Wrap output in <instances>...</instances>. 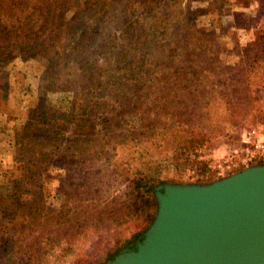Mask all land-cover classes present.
<instances>
[{
	"label": "trees",
	"instance_id": "obj_1",
	"mask_svg": "<svg viewBox=\"0 0 264 264\" xmlns=\"http://www.w3.org/2000/svg\"><path fill=\"white\" fill-rule=\"evenodd\" d=\"M119 1L126 2L127 8L117 16L102 12L103 8L110 9L114 0H92L88 4L74 0L32 3L33 26L37 31L30 30L28 34L23 26L15 46L0 45V79L4 83L0 82V105L12 95L9 71L4 70L7 59L25 57L27 53L33 56L40 51L48 67L45 90H68L74 94L60 112L56 104L47 100L30 106L26 124L16 130V150L12 153L22 172L12 175L18 183H33L32 177L40 175L39 163L50 160L49 136L60 133L57 137H64L75 127L81 142L78 152L81 157L88 153L115 152L116 157L112 155L108 159L116 161L117 175L124 176L129 185L127 191L119 190L114 197L116 213L129 214L136 230L144 229L138 237L154 219V190L158 183L164 182L163 167L180 174L194 169L189 176L199 179L218 174L217 170L209 171L208 161L200 156L217 141L222 113L210 106L206 96L191 90L182 93L157 89L153 84L155 78L146 73H159L164 54L169 55L162 63L170 65L190 47L184 42L161 51L157 42L166 18L137 16L142 5H149L147 0ZM129 9L137 13L132 18H127ZM5 13L0 7V15ZM144 23L150 24L149 27H143ZM133 25L140 27L133 29ZM93 29L103 32L95 35ZM186 54L189 61L191 54ZM200 57L203 59V55ZM147 60L150 65L146 64ZM168 69L172 70V66ZM180 72L183 78H191L189 70L184 68ZM62 80L66 83L61 84ZM136 81L142 86L136 87L135 94L129 98L128 91ZM114 92L119 93V99L111 102L108 99ZM132 100L136 102L133 104ZM92 104L96 108L90 109ZM131 109L134 113L126 117L125 113ZM138 119L139 124H134ZM46 134L49 136L39 140ZM164 145L168 150L161 148ZM134 161L139 165L134 166ZM42 186L48 190L45 183ZM35 191L36 188H30L20 201L0 193V264L61 262L74 247L76 233L82 232L88 223L84 204L81 214L69 213L60 206L58 213L47 216L45 206L30 198ZM67 216L71 221L63 225L62 219ZM51 225L55 229L47 234Z\"/></svg>",
	"mask_w": 264,
	"mask_h": 264
},
{
	"label": "rangeland",
	"instance_id": "obj_2",
	"mask_svg": "<svg viewBox=\"0 0 264 264\" xmlns=\"http://www.w3.org/2000/svg\"><path fill=\"white\" fill-rule=\"evenodd\" d=\"M35 1L0 0V7L6 11L0 15V45L15 46L23 26L29 31L28 34L30 30L34 33L37 31L33 26L34 9L31 5ZM74 1L88 4L92 0ZM147 1L149 5H142L137 16L166 18L157 42L160 50L187 42L190 49L186 53L191 54V59L188 61L185 53L175 63L164 65L162 62L169 55L164 54L160 58L159 73L146 74L155 78L153 84L157 89L168 88L182 93L191 90L196 95L206 96L210 106L222 113L221 122L218 121L217 141L205 148L200 156L208 161L209 171L216 172V164L239 143L242 132L250 126L264 124V0ZM126 8V2L114 0L113 6L107 10L103 8L102 12L117 16L124 14ZM136 14L130 10L127 18ZM149 25L144 23L142 26L147 28ZM139 27L133 25V29ZM92 31L97 35L103 29ZM13 58L7 59L4 68L5 72L9 71L12 95H9V101L0 105V193L12 195L16 201H20L30 188H36L30 198L45 206L47 216L52 212L58 213L60 206L69 213L81 214V204H84L88 212L85 215L87 225L84 230L81 229L82 232L76 233L74 247L68 250L65 260L53 264H105L126 242L144 230L142 227L136 230L129 214L116 213L114 197L119 190L121 193L127 191L129 185L124 176L117 175L116 161L108 159L115 156V152L111 150L99 155L88 153L81 157L78 153L81 142L75 127L61 138L57 137L60 133L55 137L46 134L39 140L43 141L44 137L49 136L50 160H45L42 165L39 163L40 175L32 177L33 183H18L12 174L20 175L22 171L20 163L13 160L12 153L16 150V130L26 124L30 106L47 100L56 104L60 112L69 105L74 92L45 90L48 67L40 51L35 55L33 53V56L27 53L25 57ZM148 61L146 64L150 65ZM168 66H172V70ZM184 68L190 71V79L181 76L180 71ZM62 81L61 84L66 83ZM0 82L4 84L1 79ZM140 86L141 82H134L128 97L135 94L136 87ZM117 97L119 99V93L114 92L108 100L116 102ZM132 102L134 104L136 101ZM94 108V104L90 105V109ZM131 113H134L133 109L125 116L129 117ZM138 121H134V124H139ZM109 142L115 144L113 140ZM161 148L168 150L167 145ZM193 157L196 154L193 153ZM133 165L138 166L139 162L134 161ZM194 172L192 169L180 174L173 168L163 167L161 174L164 181L199 179L189 176ZM217 175L220 174L212 177ZM43 183L48 190L44 189ZM70 219V216L63 217L62 224L66 225ZM48 229L47 234L55 229L54 225Z\"/></svg>",
	"mask_w": 264,
	"mask_h": 264
},
{
	"label": "water",
	"instance_id": "obj_3",
	"mask_svg": "<svg viewBox=\"0 0 264 264\" xmlns=\"http://www.w3.org/2000/svg\"><path fill=\"white\" fill-rule=\"evenodd\" d=\"M154 219L106 264H264V161L155 186Z\"/></svg>",
	"mask_w": 264,
	"mask_h": 264
},
{
	"label": "built area",
	"instance_id": "obj_4",
	"mask_svg": "<svg viewBox=\"0 0 264 264\" xmlns=\"http://www.w3.org/2000/svg\"><path fill=\"white\" fill-rule=\"evenodd\" d=\"M255 161H264V124L246 128L239 143L234 145L226 158L216 164L215 170L223 174Z\"/></svg>",
	"mask_w": 264,
	"mask_h": 264
},
{
	"label": "flooded vegetation",
	"instance_id": "obj_5",
	"mask_svg": "<svg viewBox=\"0 0 264 264\" xmlns=\"http://www.w3.org/2000/svg\"><path fill=\"white\" fill-rule=\"evenodd\" d=\"M142 237L141 236H136L135 238H133L132 240H129L128 242H126L119 250H118V252L119 251H121L122 249H124V248H126V249H130V248H133V247H135V245H136V242L139 240V239H141ZM117 253V252H116ZM114 255V254H113ZM113 255L112 256H110L107 260H106V262H105V264L107 263V261L109 260V259H111L112 257H113Z\"/></svg>",
	"mask_w": 264,
	"mask_h": 264
}]
</instances>
